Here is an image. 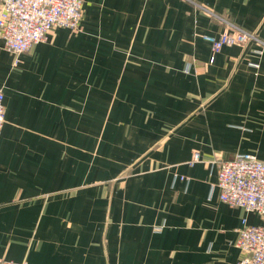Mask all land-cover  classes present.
Here are the masks:
<instances>
[{"label":"crops","instance_id":"0c3cea01","mask_svg":"<svg viewBox=\"0 0 264 264\" xmlns=\"http://www.w3.org/2000/svg\"><path fill=\"white\" fill-rule=\"evenodd\" d=\"M83 1L16 65L0 37V258L238 264L261 219L221 201L218 164L264 160V49L203 36H264V0Z\"/></svg>","mask_w":264,"mask_h":264},{"label":"built area","instance_id":"2783aa9c","mask_svg":"<svg viewBox=\"0 0 264 264\" xmlns=\"http://www.w3.org/2000/svg\"><path fill=\"white\" fill-rule=\"evenodd\" d=\"M83 4V0H0V37L6 48L15 54L14 64H18L20 55L29 51L34 44L45 41L52 28L62 26L79 30ZM216 18L223 24L224 30L219 34L203 36L214 53L225 45L246 47L252 42L264 49V36L221 16ZM211 61H214V55ZM4 98V88L0 86V136L5 123ZM201 158V153L195 151L190 163L198 162ZM217 175L221 201L256 213L261 219L258 224L242 219L236 241L241 253L238 264H264V160L252 152L238 153L230 160L219 162ZM0 264L27 262L0 258Z\"/></svg>","mask_w":264,"mask_h":264}]
</instances>
